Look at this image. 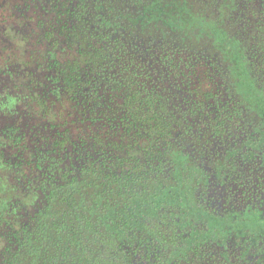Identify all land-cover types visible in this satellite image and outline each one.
Segmentation results:
<instances>
[{
	"label": "trees",
	"instance_id": "obj_1",
	"mask_svg": "<svg viewBox=\"0 0 264 264\" xmlns=\"http://www.w3.org/2000/svg\"><path fill=\"white\" fill-rule=\"evenodd\" d=\"M139 1L76 0L63 19L46 23L43 34L33 31L32 41L17 37L28 41L21 48L31 61L22 64L40 85L31 77L34 93L18 87L16 99L30 100L36 124L50 120L56 131L33 147L20 127L10 131L18 134L11 145L20 156L0 163V172L19 167L22 174L34 173L30 199L22 200L25 192L12 195L42 210L32 227L17 228L0 264H137L125 257V219L150 214L162 204L161 195L187 187V164L175 163L171 146L174 125L181 121L172 113L173 99L159 94L146 58L151 49L171 58L178 43L156 27L192 25L179 39L205 38L199 13L207 10L205 1L217 0H187L188 9L180 0ZM201 41L216 45L215 38ZM96 117L104 122L100 131L92 129ZM115 123L122 129H106ZM1 196L0 204L10 202V196Z\"/></svg>",
	"mask_w": 264,
	"mask_h": 264
},
{
	"label": "flooded vegetation",
	"instance_id": "obj_2",
	"mask_svg": "<svg viewBox=\"0 0 264 264\" xmlns=\"http://www.w3.org/2000/svg\"><path fill=\"white\" fill-rule=\"evenodd\" d=\"M141 1L149 4L153 0ZM186 1L180 0L185 9L192 8ZM70 2L76 0H0L1 11H8L0 14V39L10 42L11 36L17 39L22 34L27 39L33 31L43 34L51 18L63 19L66 10L71 11ZM205 3L207 12L199 13L198 26L205 38L180 40L181 32L192 25L165 26L168 31L156 27L161 33L173 34L178 43L171 58L151 48V58H146L155 71L152 81L159 85V94L173 99L177 113H172L181 121L174 125L171 146L175 163L187 164L188 185L161 195L162 204L150 214L125 219V257L131 256L137 264H264V0ZM56 33H62L61 29ZM206 38H215L216 45L201 41ZM17 40L21 45L28 43ZM30 61L14 63L18 69ZM6 70L0 75V120L11 124L0 128V163L11 164L20 152L11 145L18 134L10 131L20 127L28 146L33 147L43 145L45 137L55 133L56 124L52 129L50 120L37 125L30 100L16 99L18 87L31 90V77L38 79L33 81L38 87L39 77L29 76L27 69L25 76L18 75L22 71L16 75ZM96 119L92 129L100 131L104 122ZM110 126L122 129V123L106 129ZM19 169L0 172V179H5L0 182V195L10 196V202L0 204V213L7 207V216L0 218L1 259L7 258L4 247L11 246L17 228L32 227L42 210L35 202L14 200L20 192H25L22 200L30 199L28 189L37 181L34 173L22 174Z\"/></svg>",
	"mask_w": 264,
	"mask_h": 264
},
{
	"label": "rangeland",
	"instance_id": "obj_3",
	"mask_svg": "<svg viewBox=\"0 0 264 264\" xmlns=\"http://www.w3.org/2000/svg\"><path fill=\"white\" fill-rule=\"evenodd\" d=\"M1 12L7 13L8 11H1L0 9V14ZM6 38L7 35H5ZM12 39L11 41H6L5 39H0V75H1V70L5 67H7L6 73H11V74H16L17 75V71H22L21 76H25L26 74V68H24L23 66H19L18 65V69H16V64L14 63L15 60H17V62H21L24 61L25 59L28 60L26 54L22 51V45L18 44V40L17 39H13V36H11ZM30 73V71H29ZM15 76V75H14ZM1 77V76H0ZM24 79V78H18V80ZM3 81V80H2ZM18 82H15V87L17 86ZM242 86L246 87V83L241 84ZM2 96H3V92L1 91L0 88V98L2 100ZM21 112V111H19ZM5 123L7 124H11L8 122H3L0 120V128L1 126H3ZM5 124V125H7ZM5 179H0V182H4ZM4 197V196H1Z\"/></svg>",
	"mask_w": 264,
	"mask_h": 264
}]
</instances>
